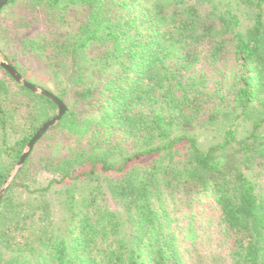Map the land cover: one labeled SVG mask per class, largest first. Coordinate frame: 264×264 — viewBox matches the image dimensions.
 <instances>
[{"label":"trees","instance_id":"1","mask_svg":"<svg viewBox=\"0 0 264 264\" xmlns=\"http://www.w3.org/2000/svg\"><path fill=\"white\" fill-rule=\"evenodd\" d=\"M0 41L67 106L1 200L0 264H264V0H9ZM58 111L0 65V188Z\"/></svg>","mask_w":264,"mask_h":264},{"label":"water","instance_id":"2","mask_svg":"<svg viewBox=\"0 0 264 264\" xmlns=\"http://www.w3.org/2000/svg\"><path fill=\"white\" fill-rule=\"evenodd\" d=\"M8 1L9 0H0V10L5 6V4ZM0 65L3 66L17 82H19L20 84L32 89L35 92H38L39 94H42V95L52 99L59 106V111H58L57 115L54 116L53 118H51L50 120H48L47 122H45L40 127V129L36 132V134L33 136V138L29 141V143L26 146L27 148L24 149V152H23L21 158L12 168L8 178L6 179V182H4V184L1 186V188H0V204H1V200L4 196V194L6 193V190L8 189L11 182L14 180L17 173L22 168L25 160L30 155L33 148H35L34 146H35L36 142L43 136V134H45V132L50 127L54 126L55 124H57L60 121V119L62 118V116L64 115V113L67 110V106H66L65 102L63 100H61L60 97L56 96L53 92H51V91H49V90H47V89H45V88H43L37 84L32 83L31 81L26 79L24 76H22L21 73L18 72V70L13 65H11L7 60H5L1 56V54H0Z\"/></svg>","mask_w":264,"mask_h":264},{"label":"rangeland","instance_id":"3","mask_svg":"<svg viewBox=\"0 0 264 264\" xmlns=\"http://www.w3.org/2000/svg\"><path fill=\"white\" fill-rule=\"evenodd\" d=\"M0 42H2V41H0ZM0 54H1V51H0ZM1 56L3 57V55L1 54ZM4 58V57H3ZM5 59V58H4ZM6 60V59H5ZM28 64L30 65V66H32L34 69H35V73H34V76H37V78L39 79V80H47V78H48V74L45 72V70L43 69V68H41V67H39L36 63H34V62H32V61H28ZM223 64H225V63H223ZM223 64H221L222 66H220V67H225ZM230 64V63H229ZM206 69V72L207 73H210V68L209 67H206L205 68ZM38 85V84H37ZM49 177V174H41L40 176H39V179L40 180H42V181H45V180H47V178ZM208 247L207 246H205V245H200V248H199V250L201 251V252H208V249H207ZM196 252H194V254H195Z\"/></svg>","mask_w":264,"mask_h":264}]
</instances>
